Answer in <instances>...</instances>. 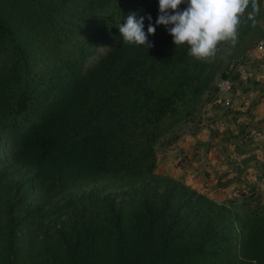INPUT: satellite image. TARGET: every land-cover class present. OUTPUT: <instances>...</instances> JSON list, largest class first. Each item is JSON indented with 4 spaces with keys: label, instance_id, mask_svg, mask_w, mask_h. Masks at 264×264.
<instances>
[{
    "label": "trees",
    "instance_id": "16d2710c",
    "mask_svg": "<svg viewBox=\"0 0 264 264\" xmlns=\"http://www.w3.org/2000/svg\"><path fill=\"white\" fill-rule=\"evenodd\" d=\"M132 13L146 34L152 17V48L122 44ZM158 15L159 0H0V264H264V196L218 203L156 173L158 151L200 128L214 83H244L264 0L205 59L176 47ZM104 182L126 184L118 203L69 199L75 221L53 241L36 234L56 198Z\"/></svg>",
    "mask_w": 264,
    "mask_h": 264
},
{
    "label": "crops",
    "instance_id": "0c3cea01",
    "mask_svg": "<svg viewBox=\"0 0 264 264\" xmlns=\"http://www.w3.org/2000/svg\"><path fill=\"white\" fill-rule=\"evenodd\" d=\"M253 49L245 55V64L243 67L245 74L242 75L244 82L242 86L244 88L242 86L239 88L236 87L233 92V103L237 102V107L232 105L229 116H223V113L219 114V109H217L219 107L217 105H211L213 109L209 106L211 109L208 107L207 111L213 119L209 122L210 124L216 119H219L220 122L224 119L227 122V127H229V121L234 116L249 123L254 122L252 124L261 127L262 133H264V57H260ZM202 122L199 129H194V131L192 129L190 131L185 129L170 148L158 151L156 173L181 181L186 186L210 199H212V194L209 193L210 191L217 192V195L223 199L231 198L230 191L234 190L236 186L233 181L234 179H232L235 176L234 172H244L243 174H245L246 169L254 168L251 165L253 162H249L243 169L240 160L244 156V153L238 155L236 150L235 152L232 151L234 146H238L239 148L244 147L240 139L244 138L243 140H245L247 137L248 129L245 128L247 125L239 124L235 128L233 126L232 128L230 127L232 131L231 138L227 142L212 135L210 128H213V126L218 128V124L214 122L211 126L205 127L204 120ZM240 126H243L241 129L243 128L244 132H240ZM238 133L242 134V138H237ZM261 141L264 142V139ZM201 145H204L205 148L209 146L208 154H205L200 149ZM248 150L250 151L251 148H248ZM256 151L259 150L257 149ZM228 156L230 157L229 159ZM232 168L235 169L233 170L234 172L231 171ZM216 172L226 173L215 179L213 176ZM254 174L255 176L253 174L248 175L247 173L244 175L248 183H251L249 181L251 177H256V170ZM248 176H250L249 179ZM211 181H214V183L212 184ZM217 181L223 183L216 185Z\"/></svg>",
    "mask_w": 264,
    "mask_h": 264
},
{
    "label": "clouds",
    "instance_id": "9594fccd",
    "mask_svg": "<svg viewBox=\"0 0 264 264\" xmlns=\"http://www.w3.org/2000/svg\"><path fill=\"white\" fill-rule=\"evenodd\" d=\"M182 4L187 7L180 11ZM248 4L249 0H159L155 24L166 27L176 47L187 45L190 56L205 59L214 55L219 42L235 41L239 16ZM147 19L146 34L144 17L137 19L135 13L129 14L126 23L118 26L122 44H147L152 48L154 45L148 42V36L155 35L156 27L151 23V16Z\"/></svg>",
    "mask_w": 264,
    "mask_h": 264
},
{
    "label": "rangeland",
    "instance_id": "374dc122",
    "mask_svg": "<svg viewBox=\"0 0 264 264\" xmlns=\"http://www.w3.org/2000/svg\"><path fill=\"white\" fill-rule=\"evenodd\" d=\"M216 83H214V86L210 90V93L204 97V101H208V103L204 102L203 103L204 105L203 104L200 105L199 116H201V120H204V126L205 127L211 126V124L214 122L216 124H218L219 125L218 128L216 126L215 127L213 126V128H210L211 131H214V132H212V135H214L215 137H219L221 140H226L228 142L229 139L231 138V132H232L230 130V127L232 128V126H233V128H235L236 125H239V124L249 125V122H246L240 118L239 124H236L235 122H233V118H232V120H231L232 123H231V121H229V123H230L229 127H227V122L224 119L222 122H220L219 119H216V120L212 121L211 124L209 123V122H211V120H213L210 113L207 111L209 106L217 105V107H219V108H217V109H219V114L223 113L222 114L223 116L224 115L229 116V113H230L229 111L231 109V108L224 109L217 102L218 99H217V94H216V90H215ZM237 88H239V87L237 86ZM234 102H235V98H234ZM232 105H234V107H237V102L233 103V98H232ZM213 106H211L212 109H213ZM207 115H209L208 118H207ZM246 117H248V115H246ZM201 123H203V122H201ZM201 123H200V125H202ZM220 123H222V124H220ZM252 123L254 124V122H252ZM221 125H223V126H221ZM245 127H247V126H245ZM254 127L257 128L258 130H260L261 132H263L261 130V127L256 126V124ZM187 129H188V127H187ZM192 130L194 131V129H192ZM246 136L247 137L245 138V141L243 140L244 138H242L241 133H238L237 138L241 137L242 139H240V141H242V145L247 146V149L248 148H251L252 150L254 149V151H251L250 153L247 152L246 154H244V156H242L240 161H242L243 158H246L249 156L251 157L253 155L255 162H253L251 165L254 168L251 167L250 169H246L245 172L248 175L253 174V176H255L254 171L256 170V177L250 178V176H248V179L250 178L249 181L251 182V183H248L247 179L244 176L246 173L245 174H243L244 172L235 173L233 171L235 169L232 168L231 171L234 172V174H235V176L232 179H234L233 181L235 182L236 186H235L234 190H231V191L229 190L231 198L223 199L221 196L217 195V192H215V193L212 191L209 192L210 194H212V199L218 203H222V202L225 203L226 201H228L230 199L241 200L243 198L244 200L248 201L249 204H255L256 202L252 201L253 198H255V197L260 198V197L264 196V167L262 166L263 151H262V149L260 151V146L263 147V145H264V142H262L261 140H263L264 138L254 140L253 137H250L248 135H246ZM203 137H205V136H203ZM204 145H201L200 149H202L205 152V154H208L209 152H207V151L209 150V146L207 148H205ZM210 148H212V147H210ZM257 149L259 151H256ZM235 150H236V148L234 146L232 151L235 152ZM247 151H249V150H247ZM229 158L230 157L228 156V159ZM224 173H226V172H221V173L216 172L215 175L213 176V178L216 179L217 177L224 175ZM214 181H211L212 184L214 183ZM222 183L217 181L216 185H221ZM125 188H126V184L121 185L120 183L104 182V183H99V184L94 185V186H89L87 188H77V189H74L70 192L62 194L61 196L56 198L54 202H52L51 204H49L46 207V209H47L46 214L47 215H46V217L43 218V220L41 222V230L36 234L42 233V234L46 235L48 233V236L51 237L49 240L53 241L57 238L55 232L58 229L65 228L67 225H69L75 221L76 216H77V211H76L77 207L75 208V205L77 204V201L74 202V207L71 208L70 206L66 205L69 199H75L76 197H80L81 195H83L85 193H89L92 191H98L101 193L102 196H104V197L109 196L110 199L114 200L115 203H118L120 201V193L122 191H124ZM233 193H235V194L233 195ZM30 202L37 205L39 203L38 197L36 195H33Z\"/></svg>",
    "mask_w": 264,
    "mask_h": 264
},
{
    "label": "built area",
    "instance_id": "2783aa9c",
    "mask_svg": "<svg viewBox=\"0 0 264 264\" xmlns=\"http://www.w3.org/2000/svg\"><path fill=\"white\" fill-rule=\"evenodd\" d=\"M260 57H264V34L262 36V38L257 42V44L255 45L254 49H253ZM241 60V59H239ZM239 60L237 61H233L229 67H228V71L227 74H231L234 71L238 70V63ZM241 74H244V70L240 71ZM217 94L219 96L217 102L221 105L222 108L224 109H229L232 106V95H233V82L230 80V78H223L220 79L217 83ZM240 119L237 118L236 119V124H239ZM255 125H253L252 127H250V129H248V135L250 137H253V139H262L264 134L258 130L257 128L254 127ZM179 155V153H178Z\"/></svg>",
    "mask_w": 264,
    "mask_h": 264
}]
</instances>
